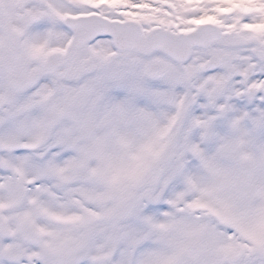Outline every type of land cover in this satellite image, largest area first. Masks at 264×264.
Listing matches in <instances>:
<instances>
[{
  "label": "snow or ice",
  "instance_id": "snow-or-ice-1",
  "mask_svg": "<svg viewBox=\"0 0 264 264\" xmlns=\"http://www.w3.org/2000/svg\"><path fill=\"white\" fill-rule=\"evenodd\" d=\"M0 264H264V0H0Z\"/></svg>",
  "mask_w": 264,
  "mask_h": 264
}]
</instances>
